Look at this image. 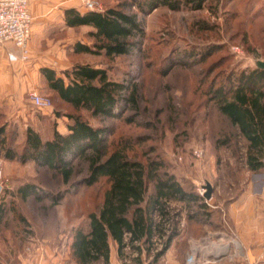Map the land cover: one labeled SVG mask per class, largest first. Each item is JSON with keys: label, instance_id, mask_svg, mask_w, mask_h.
Wrapping results in <instances>:
<instances>
[{"label": "rangeland", "instance_id": "obj_1", "mask_svg": "<svg viewBox=\"0 0 264 264\" xmlns=\"http://www.w3.org/2000/svg\"><path fill=\"white\" fill-rule=\"evenodd\" d=\"M84 1L81 0V4L86 11ZM93 1L99 5L94 10L102 11L123 0ZM131 11L139 10L134 6ZM143 20L145 38L141 49L131 55L74 54L76 43L93 42L87 36L90 29L82 26L73 32L79 39L66 44L65 48V61L71 64L70 68L75 63L90 64L107 69L112 80L137 82L140 108L135 123L102 119L86 110H75L47 88L41 75L38 85L24 94V113H20L18 105L17 119L11 122V135L16 137L12 146L16 152L23 153L28 127L37 132L42 141L51 139L55 130L67 133V126L72 122L67 114H73L92 126H111L114 136H146L132 151L141 161L162 160L165 169L179 179L187 191L202 197L208 181L212 186L210 198L214 195L215 203L224 202L234 192L246 188L254 175L263 183L264 155L259 169H249L248 141L220 112L214 98L217 90L224 91L228 86L231 90L241 75L246 76L256 68V60H264V0H206L198 10L186 7L170 10L158 6L143 15ZM55 72L67 82L62 71L56 68ZM30 91L49 97L51 107L35 108L29 99ZM124 114L133 116L134 113L127 110ZM194 150H202L201 157H195ZM3 155L1 151L0 208L4 213L0 223V264H78L71 254L74 231L88 229V214L98 210L108 187L106 179L101 178L90 186L77 185L86 174L87 164L76 159L74 174L69 183H64L59 173L46 166L6 159ZM28 184L34 186L40 199L34 194L22 198L19 188ZM58 192H62L63 197L53 203L52 197ZM195 205L191 206L195 208ZM169 209L170 224L165 225L163 237H154L153 245L130 244L125 236V244L118 251L117 243L110 238L108 261L99 259L92 264H187L190 237H195L194 242L207 237L211 249L220 246L218 239L222 235L217 234L213 221L201 225L198 221H187L184 203L171 201ZM172 228L178 233L156 257ZM226 233L232 237V231ZM138 245L140 251L136 248ZM218 249L220 251V247ZM227 255L221 254L217 259L209 256L208 261H204L226 264Z\"/></svg>", "mask_w": 264, "mask_h": 264}, {"label": "trees", "instance_id": "obj_2", "mask_svg": "<svg viewBox=\"0 0 264 264\" xmlns=\"http://www.w3.org/2000/svg\"><path fill=\"white\" fill-rule=\"evenodd\" d=\"M205 1L123 0L114 6H106L102 11L66 9V25L89 26L87 36L93 41L92 44L76 43L73 53L102 54L105 57L131 55L141 49L145 38L143 15L158 6L170 10L181 7L198 10ZM134 6L138 12L131 11ZM40 72L47 88L75 110L83 109L102 119L135 123V115L140 108L137 82L112 80L107 69L85 63H75L62 71L67 82L51 68L43 67ZM216 94L214 99L220 112L238 127L248 141L249 169H259L264 155V69L254 68L246 76L241 75L231 90L228 86L224 91L217 90ZM127 110H132L133 116H125ZM67 116L72 120L67 133L55 130L53 137L44 141L28 127L23 153L18 154L12 146L16 137L11 135V123L0 109V152L6 159L33 161L46 166L59 173L64 183H69L74 174L76 159L87 164L86 174L76 182L77 185L90 186L101 178L106 179L108 187L98 210L88 214V229L74 231L71 254L78 264H92L99 259L107 262L110 238L117 243L118 251L125 244V236H128L130 244L153 245L154 237H163L165 225L170 224L171 201L184 203L187 218L191 221H198L200 225L209 222L204 197L187 191L180 180L165 169L162 160L146 159L143 162L132 152L135 145L145 141L146 136H114L111 126H92L79 115ZM34 189L28 184L20 187L19 192L24 199L33 194L40 199ZM62 197L63 193L58 192L52 197L53 203H58ZM192 203H196L195 208ZM3 213L0 208V223ZM177 233L175 228L171 229L156 257L164 252ZM136 248L141 250L140 245Z\"/></svg>", "mask_w": 264, "mask_h": 264}, {"label": "crops", "instance_id": "obj_3", "mask_svg": "<svg viewBox=\"0 0 264 264\" xmlns=\"http://www.w3.org/2000/svg\"><path fill=\"white\" fill-rule=\"evenodd\" d=\"M28 4L32 30L27 60L21 58L20 49L12 42L0 43V109L9 123L16 121L18 105L21 106L20 113H24V94L38 85L41 68L70 69L71 64L65 61L66 44L79 38L73 33L76 27L66 25L65 10H85L81 0H28ZM82 27L90 29L89 26ZM213 199L214 195L205 199L208 206L205 211L209 213L208 221H213L218 230L217 234L220 232L222 235L218 239L220 251L215 244L211 249L207 237L200 238L198 242H194L195 237H190L187 254L197 246L201 260H207L209 256L217 259L228 253L226 264H264V182L259 183V176L254 175L246 188L234 192L224 202L215 203ZM186 220L191 221L187 215ZM202 227L209 230L207 225ZM227 230L232 231V237L226 233ZM200 246L202 248L199 249Z\"/></svg>", "mask_w": 264, "mask_h": 264}, {"label": "built area", "instance_id": "obj_4", "mask_svg": "<svg viewBox=\"0 0 264 264\" xmlns=\"http://www.w3.org/2000/svg\"><path fill=\"white\" fill-rule=\"evenodd\" d=\"M84 7L88 10L99 8L97 2L85 0ZM32 30V16L28 0H0V43L12 42L21 51V58L28 57V41ZM30 102L39 110L49 109L52 102L49 97L37 91L28 93ZM202 150H194L195 157H201ZM2 186L0 184V192ZM264 252V246H263ZM187 264H206L198 256V247L194 246L187 254Z\"/></svg>", "mask_w": 264, "mask_h": 264}, {"label": "water", "instance_id": "obj_5", "mask_svg": "<svg viewBox=\"0 0 264 264\" xmlns=\"http://www.w3.org/2000/svg\"><path fill=\"white\" fill-rule=\"evenodd\" d=\"M255 65L257 68L264 69V60H256ZM204 189H205L204 198L209 199L212 192V186L208 181L205 183Z\"/></svg>", "mask_w": 264, "mask_h": 264}]
</instances>
